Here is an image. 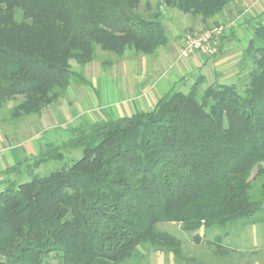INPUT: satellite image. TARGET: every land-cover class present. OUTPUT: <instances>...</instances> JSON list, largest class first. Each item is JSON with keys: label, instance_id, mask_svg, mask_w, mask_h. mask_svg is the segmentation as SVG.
<instances>
[{"label": "trees", "instance_id": "1", "mask_svg": "<svg viewBox=\"0 0 264 264\" xmlns=\"http://www.w3.org/2000/svg\"><path fill=\"white\" fill-rule=\"evenodd\" d=\"M232 1L0 0V109L21 97L11 119L39 117L73 82L90 85L72 62L94 63L97 47L119 57L156 54L170 42L163 8L200 18L207 30L225 29L219 22L209 28L210 21ZM234 33L224 30L219 46ZM242 62L252 68L241 88L218 81L204 87L200 76L150 111L77 119L66 141L45 142L8 168L0 264H145L149 250L186 262L181 239L159 224L222 231L215 241L223 250L238 225L264 223L263 22ZM74 152L81 157L71 165L36 173Z\"/></svg>", "mask_w": 264, "mask_h": 264}, {"label": "rangeland", "instance_id": "2", "mask_svg": "<svg viewBox=\"0 0 264 264\" xmlns=\"http://www.w3.org/2000/svg\"><path fill=\"white\" fill-rule=\"evenodd\" d=\"M151 1L155 4L157 0ZM144 8L145 2L141 5V9L144 10ZM240 9L236 10L238 21H234L233 23L232 19L228 18L230 15L228 11L221 14L223 17L228 18V20L223 23L219 22V24L225 26L224 30L227 33L232 28L235 33L234 36L230 37V41L229 39L223 41V46H219L218 52L215 55L207 56L210 64L206 68L192 71L180 68L171 70L169 77L173 79L176 89L188 92L189 88L200 76L205 78L203 79L204 87L216 81L226 84H236L240 88L246 83L247 76L252 66L242 62L243 52L246 48L247 41L253 34V28L256 23L258 21L264 23V5L261 7L259 3L256 6L251 4L243 15L242 13L244 10H242V8ZM230 12L232 13V11ZM185 16L184 22L188 25L186 27L185 37L187 35L197 36L208 29L202 26L199 32L191 33L189 27L194 28L195 25H199V19L194 20L189 15ZM228 23H232V25L226 27ZM214 26L215 24L211 23L209 28ZM173 32V25L168 24V37L170 41H172ZM133 56L138 57V59L140 56L141 58H149L146 57V55H137L131 51H128L123 57H119L115 54L104 52L97 47L94 63L81 68L76 63L72 62L73 70L83 73L86 79L90 81V85H81L77 82H73L68 88L64 98L58 103L68 105L71 103L70 98L73 97L72 100L75 102L74 104L84 113L87 111V107L92 109V107L95 106L94 101L91 96L87 95H85V98L81 96L75 98L72 94V88L77 90L78 93L83 92L82 94H87L86 92H89L91 89V91L96 92L101 107L105 106L101 109H110L112 114L106 119L116 118L117 114L114 113L116 105L128 96V92L124 86L125 80L123 75L114 73V70L108 65L111 63L112 66L116 64V66L118 65L119 67L121 61L132 59L131 57ZM176 60L177 58L174 56L172 61L175 62ZM177 64H179V62ZM136 70L139 71L138 69ZM21 99V97L6 99L4 107L0 109V142L11 144L12 147H16L22 143L27 144L28 141H30L28 138L33 134L32 126L38 119L36 116L24 117L15 121L11 119V108L17 105ZM95 113L102 118V114L99 113V111L89 112L91 116ZM42 137L43 139L41 141L29 143L25 148L38 146L37 154L41 144L48 141L61 144L69 138V132L67 131V127L54 128L43 134ZM32 157L33 155H28L29 159ZM80 157V152L68 153L63 162H50L45 164L41 166L36 173L39 176H47L67 165H71L73 163V158L79 159ZM24 166L25 165L21 168H24ZM26 179L30 180L31 178ZM158 227L160 230L168 231L181 239L183 251L188 261L178 262L173 254L149 250L146 252L145 264H264V223L247 226L243 229L238 225V227L233 229L231 234L223 240V250L218 248L215 241L216 236L223 235L222 231L212 230V232H205L204 230H200L197 232H186L182 229L180 223H161ZM197 237L199 238L198 241L196 240Z\"/></svg>", "mask_w": 264, "mask_h": 264}, {"label": "crops", "instance_id": "3", "mask_svg": "<svg viewBox=\"0 0 264 264\" xmlns=\"http://www.w3.org/2000/svg\"><path fill=\"white\" fill-rule=\"evenodd\" d=\"M258 3L262 7L264 5V0H233L225 11L230 13L228 18L232 19L233 23L234 21H238V16L236 17L237 9L239 10L242 8V10H244L242 13L243 15L248 6L251 4L256 6ZM230 11H232V13ZM162 12L167 27L168 24L173 25L174 32L172 41H170L166 47L161 48L156 54L146 56L149 58H141L140 56L138 59V57L133 56L131 57L132 59L121 61L119 67L118 65L116 66V64L110 67L114 70V73L123 75L125 80L124 86L128 92V96L116 105L114 111V113L117 114L116 118L152 110L163 96L168 94L172 88L176 87L173 79L169 77L172 69L200 70L206 68L210 64L207 55L201 53H195L188 58L180 57V51L185 41L186 27L188 26L184 22L186 16L173 9L163 8ZM228 18L219 15L210 21V24L215 22L223 23L227 21ZM198 21L199 25H195L194 28L189 27L191 33L199 32L201 27L204 26L200 18ZM232 23L226 24V27H230ZM228 39L229 41L231 40V38L225 40ZM174 56L177 58L175 62L172 61ZM178 62L179 64H177ZM82 93L83 92L78 93L77 90L72 88V94L75 98L80 96L85 98V95L91 96L95 104L92 109L87 107V111L82 113L76 104H74L75 102L72 100L73 97L70 98L71 103L68 105H63L61 103L51 104L42 112L41 116L38 117L36 123L32 126L33 134L28 138L30 141H28L27 144L41 141L43 134L54 128L68 127L77 119L86 118L91 121H102L112 114L109 108L106 110L101 109L105 106L101 107L95 91L93 92L90 89L89 92H86L87 94ZM90 111H99V113L102 114V118L96 113L91 116L89 114ZM27 144L22 143L16 147H12L11 144L0 142V189L4 186L6 178L4 172L8 168L28 158V155H36L38 146H32L26 149L25 146H27Z\"/></svg>", "mask_w": 264, "mask_h": 264}, {"label": "built area", "instance_id": "4", "mask_svg": "<svg viewBox=\"0 0 264 264\" xmlns=\"http://www.w3.org/2000/svg\"><path fill=\"white\" fill-rule=\"evenodd\" d=\"M224 27L206 30L197 36L187 35L180 51L181 58H188L195 53L213 56L218 52Z\"/></svg>", "mask_w": 264, "mask_h": 264}]
</instances>
